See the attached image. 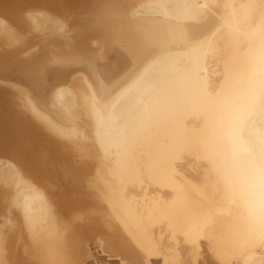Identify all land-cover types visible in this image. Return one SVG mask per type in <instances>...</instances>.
Here are the masks:
<instances>
[{
  "label": "bare ground",
  "instance_id": "6f19581e",
  "mask_svg": "<svg viewBox=\"0 0 264 264\" xmlns=\"http://www.w3.org/2000/svg\"><path fill=\"white\" fill-rule=\"evenodd\" d=\"M62 2L0 0V264H264V0Z\"/></svg>",
  "mask_w": 264,
  "mask_h": 264
},
{
  "label": "rangeland",
  "instance_id": "374dc122",
  "mask_svg": "<svg viewBox=\"0 0 264 264\" xmlns=\"http://www.w3.org/2000/svg\"><path fill=\"white\" fill-rule=\"evenodd\" d=\"M60 1V4H61V1H63L62 2V5H65V4H67L68 5V0H59ZM70 1L71 0H69V3H70ZM64 3V4H63ZM78 13H80L79 11H78ZM1 86L2 85H4V84H0ZM4 89H6V87H2V88H0V90H4ZM38 119V118H37ZM39 120V119H38ZM40 121V120H39ZM67 137V136H66ZM66 137H64V138H66ZM63 138V137H62ZM72 138V139H71ZM65 140H69V142H72V141H74V139H73V137H70V135L65 139ZM39 152H40V154H39ZM41 150H36V151H21L20 152V155H19V158L20 159H22V161H23V164L22 165H18V167H19V169H21V170H27V172H29L32 176H34V177H36V178H38V179H40L41 178V182H40V180H39V182L41 183V184H48V176L49 177H52L51 175H50V173H51V171H52V169L51 168H49V164H48V154H44V155H42L41 156ZM194 160V159H193ZM196 162V163H195ZM199 163V164H198ZM203 163V164H202ZM196 164V165H195ZM202 164V165H201ZM202 167H201V166ZM193 166L195 167V169L197 168H199V169H201V168H204L206 165L204 164V162H201V160H194L193 161ZM23 167H24V169H23ZM201 167V168H200ZM188 170L190 171V168H188ZM190 172H193L192 170L190 171ZM25 173V172H24ZM195 174V173H194ZM39 175H41V177L39 176ZM45 176V177H43V176ZM43 177V178H42ZM46 178V179H45ZM43 179V180H42ZM1 181V180H0ZM2 182V181H1ZM0 182V185H4V184H6V183H4V181L1 183ZM7 184H11V183H7ZM8 185V186H9ZM7 186V187H8ZM100 256H102V255H100ZM99 255H98V257H100ZM104 256V255H103ZM102 256V257H103ZM107 259H108V261L109 260H111V262L112 261H114L113 259H109V258H106L105 256H104V260H98V264H108V261H107ZM89 261H91V263L92 264H96V262H94V259H91L90 258V260ZM110 262V261H109ZM90 263V264H91ZM109 264H115V263H109Z\"/></svg>",
  "mask_w": 264,
  "mask_h": 264
}]
</instances>
